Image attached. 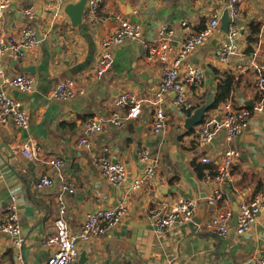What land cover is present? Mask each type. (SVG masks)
I'll return each mask as SVG.
<instances>
[{"label":"crops","instance_id":"crops-1","mask_svg":"<svg viewBox=\"0 0 264 264\" xmlns=\"http://www.w3.org/2000/svg\"><path fill=\"white\" fill-rule=\"evenodd\" d=\"M79 1L10 0L0 25V36H18L27 25L38 27L44 36L21 60L11 54L0 55L7 77L26 72L35 81L33 90L13 92L30 115L29 128L22 130L13 123H0V206L10 205L13 196L17 197L19 221L26 238L18 247L10 235L0 231L2 263L14 264L19 252L29 264L46 263L55 251V246L46 241L53 232L59 197L66 203L72 231L76 232L88 213L110 208L128 195L129 213L122 222L102 237L76 239L79 261L84 253L88 259L85 264H168L170 260L180 264H260L259 258L264 254V209L242 234L237 233L238 219L234 215L241 203L264 185V112H253L242 133L231 141L223 131L204 144L195 134L209 112L215 110L223 115L231 109H252L259 99L256 81L259 73H264V57L257 49V41L264 42V0H244L239 5V53L227 60L217 54L228 38L221 24L230 0H105L97 20L87 15L86 0L82 23L74 25L65 7ZM28 7H34L33 13L25 15ZM118 14L139 25L141 38L115 45L114 62L99 77L96 62L103 50V39L115 29ZM216 14L221 15V22L212 37L189 55V61L200 67L205 76L201 86L189 88L193 108L182 111L174 104L175 93H168L164 109L169 129L156 134L152 100L160 85L162 64L147 59L145 43L154 40L164 24L176 30L179 43L189 33L202 29ZM220 36L221 41L212 43ZM68 79H75L84 92L54 97L56 85ZM226 82L231 86L228 98L209 109L202 122L188 130L187 117L210 93L215 98L219 84ZM4 88L6 82L0 76V90ZM127 92L141 100V114L137 120L118 127L109 118L115 111L124 114L125 109L117 106L115 100ZM91 117L104 120V127L91 136V146L86 147L79 140ZM26 135L42 145L40 157L31 159L16 151ZM104 147L109 148L112 160L125 164L130 179L142 176L147 167L139 157L142 148L159 153L161 162L147 181L130 191L129 182L109 181L97 165L95 158ZM227 148L241 154L231 165L233 176L221 185L223 199L210 205L207 199L214 184L208 176L216 173ZM204 156L210 157L211 162L206 163L210 168L201 177L192 162H201ZM49 158L62 159V166L50 165ZM43 175L50 176L53 184L38 189L36 183ZM65 183L75 191L64 190ZM180 197L195 198L197 208L207 201L203 222H178L162 233L156 232L149 210H168ZM223 208L233 210L226 238L212 235L202 227Z\"/></svg>","mask_w":264,"mask_h":264},{"label":"built area","instance_id":"built-area-1","mask_svg":"<svg viewBox=\"0 0 264 264\" xmlns=\"http://www.w3.org/2000/svg\"><path fill=\"white\" fill-rule=\"evenodd\" d=\"M244 0H230L228 5L231 23L227 40L218 50V57L227 60L234 54L239 53L238 37L240 26L237 21L239 5ZM105 0H88L87 15L90 19L99 18V10ZM10 5V0H0V25L6 16V11ZM34 7L24 10L25 15L33 13ZM116 26L112 34L103 39V50L98 56L95 71L102 76L113 64L114 57L112 48L115 45L124 43L127 39L139 40L141 29L139 25L132 24L123 14L115 17ZM221 22V15L216 14L206 23V25L196 32L189 33L179 43L177 41L176 30L168 24H164L158 36L145 43L146 57L152 62H160L161 81L158 90L152 100L154 104L153 130L157 133H165L169 129L167 115L164 109L165 97L168 93L174 92V104L182 111H190L193 102L189 96V88L201 86L205 80L204 72L200 67L189 61L191 52L205 44L213 35ZM186 22L183 25L186 26ZM188 27V26H187ZM186 28V27H185ZM262 29H264V22ZM263 37V36H262ZM40 43L36 29L32 25H27L21 29L18 36H0V55L11 54L15 59L21 60L28 51ZM257 49L264 57V42L257 41ZM263 68V67H259ZM0 76L5 80L7 88L0 90V123H13L22 130L29 128L30 115L24 108L22 102L14 95V91H31L34 88V78L29 73H21L15 76H6V72L0 62ZM259 91V99L252 109L241 108L231 109L220 115L217 111L209 112L200 126L196 128V137L200 143H209L215 139L219 132L223 131L228 140L238 137L248 125L253 112H264V73L260 72L256 81ZM84 89L79 87L75 79H68L59 82L52 91L54 97L66 98L79 93ZM117 106L124 108V114L115 111L109 120L118 127H121L129 120H137L141 114V100L136 99L127 92L115 100ZM104 127V120L91 117L86 121L85 129L79 140L80 145L91 146V136L100 133ZM27 158H38L42 155V145L31 135H26L16 150ZM240 151L234 148H227L223 154V161L220 163L216 173L208 178L213 182L214 187L208 197L210 205H216L224 197L221 185L233 176L231 165L240 156ZM140 160L147 164L144 174L130 179L127 167L121 161L112 160L109 155V148L104 147L95 158L97 165L101 168L103 175L112 182H129L130 191L138 189L156 171V167L161 162L159 153L153 154L148 147L141 149ZM204 163L211 162V158L204 156L201 159ZM47 162L55 167H61L63 160L60 158L51 159ZM53 184V180L48 175H43L37 181L36 187H43ZM63 189L74 192L75 189L69 183L63 185ZM17 197L13 196L12 202L7 206H0V231L10 235L15 245L21 247L26 238L23 234L19 221ZM59 209L53 220V232L49 235L46 243L55 246V251L45 264H82L79 261V251L76 246V239L89 240L92 237H102L111 227L123 221L129 213V196L123 197L110 208H100L86 215L85 220L76 232L72 231L71 223L67 216L66 203L59 197ZM264 209V185L260 187L252 198L243 201L238 209L237 233L247 232L257 219L259 212ZM197 210V200L195 198L180 197L173 203L170 209L154 207L149 210V219L156 232L162 233L172 228L178 222L192 223ZM233 216L231 208H223L213 214L206 223L202 225L207 232L212 235L226 238L229 234V225ZM14 264H29L21 252L17 255ZM260 264H264V254L259 258ZM0 264H3L0 259ZM168 264H180L175 260H170Z\"/></svg>","mask_w":264,"mask_h":264},{"label":"water","instance_id":"water-1","mask_svg":"<svg viewBox=\"0 0 264 264\" xmlns=\"http://www.w3.org/2000/svg\"><path fill=\"white\" fill-rule=\"evenodd\" d=\"M85 5H86V0H80L77 3L71 2V3H68L66 5L65 11L71 17L72 23L74 25H78V24L82 23V18H83V13H84V10H85ZM230 23H231V17L229 15V11L225 10V12H224V14L222 16V24H221V30H222L223 33H228L229 32ZM35 29H36V33H37L38 39L42 40L44 38V36H43L41 30L38 27H36ZM221 40H222V36H220V37H218L216 39L214 38L212 40V43L215 44V41H221ZM27 70L30 71L31 67L27 68ZM213 98H214V94L210 93L207 96L206 101L204 103H202L199 107H197L194 110V112L189 117H187L186 123H185V127L188 130H191L195 125H197L198 123L202 122L206 112L209 109H211ZM173 150H175V152H176V147ZM206 207H207V201H203L202 203H200L198 205V208H197V213L193 217V222L189 223L188 225H193V223L196 224V225L201 224L203 222V218L205 216ZM236 216H237V219H238V213H236L234 215V217H236ZM80 262L82 264H85L86 262H88V259H87L86 255L84 253L81 255ZM94 263L95 262H91L90 264H94Z\"/></svg>","mask_w":264,"mask_h":264},{"label":"trees","instance_id":"trees-1","mask_svg":"<svg viewBox=\"0 0 264 264\" xmlns=\"http://www.w3.org/2000/svg\"><path fill=\"white\" fill-rule=\"evenodd\" d=\"M258 28L254 27V32H257ZM231 92V86L229 82L225 84H219L218 91L216 92V96L212 102L211 108H216L221 100H225L228 98ZM190 112V111H189ZM193 169L197 172V174L201 177L205 176V172L208 168L206 163L193 161L192 162ZM214 174V173H213Z\"/></svg>","mask_w":264,"mask_h":264}]
</instances>
